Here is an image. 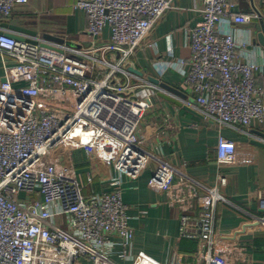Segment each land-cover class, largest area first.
Masks as SVG:
<instances>
[{
    "label": "built area",
    "instance_id": "1",
    "mask_svg": "<svg viewBox=\"0 0 264 264\" xmlns=\"http://www.w3.org/2000/svg\"><path fill=\"white\" fill-rule=\"evenodd\" d=\"M28 1L0 0V78L7 80L0 82V264L128 263L135 230L123 178L148 170L150 188L179 214L180 236L198 242L199 264H247V248L216 229L218 205L232 204L220 191L228 179L220 174L218 186L209 187L185 164L174 165L162 152L169 138L157 124L143 136L141 122L150 112L163 114L169 128L173 115L156 102L160 87L130 71L131 58L177 0H77L88 20L89 48L11 37L2 23ZM202 2V20L188 37V67L182 64L195 98L185 104L220 126L263 124L264 90L256 84L263 69L244 59L225 29L260 16L236 12L230 0ZM77 153L116 171L100 193H84ZM216 153L220 166L231 164L237 145L220 135ZM257 220L264 225V217Z\"/></svg>",
    "mask_w": 264,
    "mask_h": 264
},
{
    "label": "crops",
    "instance_id": "2",
    "mask_svg": "<svg viewBox=\"0 0 264 264\" xmlns=\"http://www.w3.org/2000/svg\"><path fill=\"white\" fill-rule=\"evenodd\" d=\"M230 1L236 12L257 13L264 19V0ZM76 2L29 0L26 4H17L12 17L5 23L36 31L38 37L49 34L61 43L89 48L93 40L88 33L87 16L75 7ZM202 7V0H177L175 8L164 16L147 43L131 58V66L140 70L144 79L154 77L170 85L186 96L185 103L194 102L195 98L189 93L181 70L188 67L184 64L191 57L188 37L190 30L202 20ZM257 22L234 28L225 25V29L237 38L244 59L263 69L256 84L264 90V50L255 42ZM109 37L110 31L106 30L103 39ZM158 103L173 115L170 128L163 114L157 116L158 110L147 117L150 125L157 124L169 138L161 142L162 152L174 165L181 168L185 164L191 177L209 187L218 186L220 174L228 179V185L220 191L232 204L218 205L217 232L247 248V264H264V225L257 220V217H264V136L261 135L264 123L254 121L250 127L233 129L205 121L163 99ZM220 135L237 145L236 160L225 166L218 164L216 156ZM77 169L86 195L100 193L105 182L116 175L111 164L98 160L93 164L84 153L80 155ZM92 172L93 181L89 183ZM151 176L152 171L148 170L135 180L123 178V197L131 207L130 226L135 230V240L131 260L128 263L119 261L120 264H199L198 242L195 247L185 244L187 239L180 236L179 214L168 206L164 194L150 188Z\"/></svg>",
    "mask_w": 264,
    "mask_h": 264
},
{
    "label": "water",
    "instance_id": "3",
    "mask_svg": "<svg viewBox=\"0 0 264 264\" xmlns=\"http://www.w3.org/2000/svg\"><path fill=\"white\" fill-rule=\"evenodd\" d=\"M259 22H257L256 24V40L255 42L258 44V46H260L261 48H263L264 50V19L261 18L258 19ZM2 26L6 29H9L10 32V36L15 38L17 41H21V42H27V43H31V44H37L38 41L36 40L37 37L39 36L38 32L27 29V28H23L20 26H16V25H12L9 23H3ZM24 35H27L29 37H25ZM44 39L47 40H54L57 41L59 43H61V40L49 35V34H45L42 36ZM130 71L139 75V76H143V73L136 69V68H130ZM7 80L6 78L2 77L0 78V82L1 83H5ZM149 81L158 85L160 87V91L158 93V96L171 103L174 104L178 107H181L187 111H189L190 113H192L193 115L204 119V117L199 114L197 111H195L193 108L189 107L188 105L185 104V99L186 96L181 93L180 91L176 90L175 88L171 87L170 85L166 84V83H161L160 80L154 78V77H149ZM262 136H264V134H261Z\"/></svg>",
    "mask_w": 264,
    "mask_h": 264
},
{
    "label": "rangeland",
    "instance_id": "4",
    "mask_svg": "<svg viewBox=\"0 0 264 264\" xmlns=\"http://www.w3.org/2000/svg\"><path fill=\"white\" fill-rule=\"evenodd\" d=\"M160 100H162L161 98H157L156 102H160ZM141 127H143L145 129V132L143 133V136L146 137L149 134H151V132H149L151 130L150 128V124H149V120L148 118H144L141 122ZM85 193V192H84Z\"/></svg>",
    "mask_w": 264,
    "mask_h": 264
},
{
    "label": "trees",
    "instance_id": "5",
    "mask_svg": "<svg viewBox=\"0 0 264 264\" xmlns=\"http://www.w3.org/2000/svg\"><path fill=\"white\" fill-rule=\"evenodd\" d=\"M80 155H82V153H77L76 154V162H77V165H78V162L80 160ZM186 240V239H185ZM186 245H189L191 247H195L196 246V241L195 240H191V239H187V242H185Z\"/></svg>",
    "mask_w": 264,
    "mask_h": 264
},
{
    "label": "bare ground",
    "instance_id": "6",
    "mask_svg": "<svg viewBox=\"0 0 264 264\" xmlns=\"http://www.w3.org/2000/svg\"><path fill=\"white\" fill-rule=\"evenodd\" d=\"M104 162H107V161H104Z\"/></svg>",
    "mask_w": 264,
    "mask_h": 264
}]
</instances>
